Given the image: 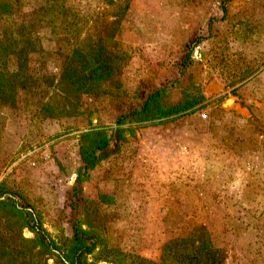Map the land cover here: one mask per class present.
I'll return each mask as SVG.
<instances>
[{
  "label": "rangeland",
  "instance_id": "obj_1",
  "mask_svg": "<svg viewBox=\"0 0 264 264\" xmlns=\"http://www.w3.org/2000/svg\"><path fill=\"white\" fill-rule=\"evenodd\" d=\"M13 25L34 50L28 82L0 86V200L29 213L24 239L77 225L104 245L100 264L159 263L176 239L186 263L264 264V0H0L7 75ZM161 88L179 115L116 124ZM96 128L113 139L77 183Z\"/></svg>",
  "mask_w": 264,
  "mask_h": 264
},
{
  "label": "trees",
  "instance_id": "obj_2",
  "mask_svg": "<svg viewBox=\"0 0 264 264\" xmlns=\"http://www.w3.org/2000/svg\"><path fill=\"white\" fill-rule=\"evenodd\" d=\"M4 36L8 37L4 39L9 41L18 63V72L14 75H7L5 66L0 64V86L7 92L18 79L28 82L25 63L27 64V55L34 50V45L32 33L24 31L23 28L18 29L17 25H13L4 33ZM166 92L165 88L153 91L140 108L122 115L116 124L118 126L126 122H139L144 125L160 124L171 116L179 115L183 110L180 105H164ZM112 139L113 136L108 134L106 128H96L81 135V166L77 171V183L88 180V172L106 157V151ZM26 214L29 213L19 209L10 198L0 200V219L6 220V227L0 224V264H47L48 259H53L55 264H100L94 255H96V249H100L99 255H104L106 253L104 245L100 243L97 236L77 225L73 227L72 238L61 242L47 239L44 231L34 225L28 226L34 232V238L24 239L21 236V228L27 224L25 223ZM185 241V239H176L168 242L162 250L159 263L120 252L110 255L111 257L105 255L106 259L103 261L106 264H193V259L188 263L184 261L188 257L179 247ZM13 244L14 247L11 250ZM28 250L29 252L26 253Z\"/></svg>",
  "mask_w": 264,
  "mask_h": 264
},
{
  "label": "built area",
  "instance_id": "obj_3",
  "mask_svg": "<svg viewBox=\"0 0 264 264\" xmlns=\"http://www.w3.org/2000/svg\"><path fill=\"white\" fill-rule=\"evenodd\" d=\"M202 119H206V115L205 114L202 115Z\"/></svg>",
  "mask_w": 264,
  "mask_h": 264
}]
</instances>
